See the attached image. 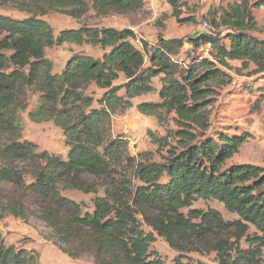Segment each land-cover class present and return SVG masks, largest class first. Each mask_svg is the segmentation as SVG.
Segmentation results:
<instances>
[{"label": "trees", "instance_id": "1", "mask_svg": "<svg viewBox=\"0 0 264 264\" xmlns=\"http://www.w3.org/2000/svg\"><path fill=\"white\" fill-rule=\"evenodd\" d=\"M170 3L180 22H196L194 15L181 17L187 0ZM144 4L0 0V7L27 14L22 19L0 14V217H34L51 230L60 250L71 257L90 254L95 264H166L152 249L154 232L180 253L175 264H184L181 255L194 252H215L220 264H264V167L227 164L245 136L206 135L213 85L228 76L217 64L240 61L264 72V40L253 34L258 28L254 11L264 7V0L223 7L212 20L214 32L189 39L193 47L206 46L212 59H194L186 66L175 59L182 38L160 35L153 47L142 41V50L130 29L82 26L55 35L42 18L57 12L80 19L91 10L101 16L127 14ZM64 43L107 51L98 58L76 54L62 71H54L46 49ZM122 76L125 82L117 83ZM159 76L161 100L137 107L143 114L177 116L179 145L169 148L163 162L144 158V153L132 155L127 139L112 136L113 114L153 92L152 80ZM91 86L104 90L100 98L87 93ZM30 90L38 102L29 110ZM23 113L33 123L52 121L62 129L69 147L66 159L23 139ZM65 191L94 194L92 206ZM198 199L217 200L239 218L226 220L216 209L182 211ZM251 227L253 235L248 234ZM0 264H39V255L7 245L0 231Z\"/></svg>", "mask_w": 264, "mask_h": 264}, {"label": "rangeland", "instance_id": "2", "mask_svg": "<svg viewBox=\"0 0 264 264\" xmlns=\"http://www.w3.org/2000/svg\"><path fill=\"white\" fill-rule=\"evenodd\" d=\"M239 0H187L182 8L181 17L194 15L195 23L180 22L174 16V8L170 0H145L141 9L127 14H110L101 16L95 11H89L80 19L66 14L50 12L44 16L54 29L55 35L67 29H77L82 26L97 28H114L118 30L130 29L136 33L133 40L135 46L143 50L142 41H147L150 47L159 43V36L170 38H182L184 45L178 56L175 57L181 64L188 65L195 59L212 57L206 46L193 47L189 39L201 33L214 32L213 19H218L221 9L229 3ZM0 14L22 19L27 14L13 8L0 7ZM258 28L254 35L264 40V7L254 11ZM207 23V25H205ZM107 51L100 46L91 44L78 45L75 43H64L46 49V56L52 60L54 71H62L67 61L76 54H85L93 57H101ZM149 65V57L146 56V66ZM218 68L228 76L225 82L213 85V94L210 97L212 105L208 107L209 128L206 135L217 136L224 132L235 136H245L246 141L241 146L239 153L227 161L232 164H255L264 167V72H257L254 64L244 65L240 61H233L225 67L217 64ZM125 82L122 76L117 83ZM155 88L153 92L135 97L133 105L124 110H119L112 116V136L122 135L129 142L130 153L151 158L157 162H163L167 157L170 147L179 145L176 132L181 127L176 121L174 113L162 111L157 115L143 114L138 110L142 102H159V91L161 88L160 76L152 80ZM104 90L91 86L87 93H93L94 98L102 96ZM122 91L121 93H123ZM29 110L34 108L38 102V94L32 90L28 92ZM97 106V104H95ZM24 131L23 139L35 142L41 150L59 154L67 158L69 147L66 144L63 131L52 121L33 123L28 114L23 113ZM184 125V124H183ZM190 131L200 132L188 125ZM163 180H168L164 178ZM8 190L10 187L7 188ZM69 198L78 202H85L92 206L94 194H85L80 191L63 192ZM190 209H216L222 213L224 218L235 221L239 217L228 212L224 205L217 200L198 199L189 208L182 211L187 214ZM146 231L151 229L144 224ZM0 231L4 235L7 245L17 248L35 250L39 255V264H95L94 257L90 254H82L71 257L59 249L51 235V230L40 220L30 217L27 220L19 219L10 214L0 217ZM255 229L251 227L248 234L253 235ZM155 241L152 249L166 264H175V257L180 253L172 249L166 240L154 232ZM241 245L247 248L245 238ZM184 264H220L215 252L209 253H185L182 254ZM264 258V251H263Z\"/></svg>", "mask_w": 264, "mask_h": 264}, {"label": "built area", "instance_id": "3", "mask_svg": "<svg viewBox=\"0 0 264 264\" xmlns=\"http://www.w3.org/2000/svg\"><path fill=\"white\" fill-rule=\"evenodd\" d=\"M205 25H207V23H205Z\"/></svg>", "mask_w": 264, "mask_h": 264}]
</instances>
